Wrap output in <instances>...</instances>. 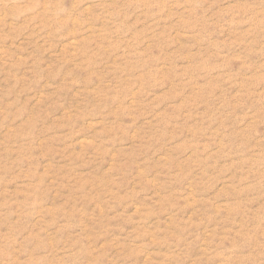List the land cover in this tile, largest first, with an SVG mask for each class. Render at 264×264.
Instances as JSON below:
<instances>
[{"label": "rangeland", "instance_id": "rangeland-1", "mask_svg": "<svg viewBox=\"0 0 264 264\" xmlns=\"http://www.w3.org/2000/svg\"><path fill=\"white\" fill-rule=\"evenodd\" d=\"M0 264H264V0H0Z\"/></svg>", "mask_w": 264, "mask_h": 264}]
</instances>
